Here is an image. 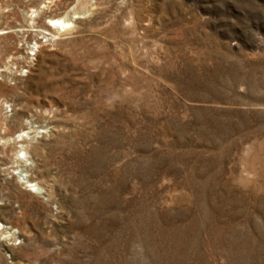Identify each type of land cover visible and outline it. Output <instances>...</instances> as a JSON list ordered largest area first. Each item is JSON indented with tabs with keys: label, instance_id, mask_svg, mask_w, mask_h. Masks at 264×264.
Here are the masks:
<instances>
[{
	"label": "rangeland",
	"instance_id": "rangeland-1",
	"mask_svg": "<svg viewBox=\"0 0 264 264\" xmlns=\"http://www.w3.org/2000/svg\"><path fill=\"white\" fill-rule=\"evenodd\" d=\"M0 264H264V0H0Z\"/></svg>",
	"mask_w": 264,
	"mask_h": 264
},
{
	"label": "bare ground",
	"instance_id": "bare-ground-1",
	"mask_svg": "<svg viewBox=\"0 0 264 264\" xmlns=\"http://www.w3.org/2000/svg\"><path fill=\"white\" fill-rule=\"evenodd\" d=\"M48 26L51 27L53 30L57 31L58 33H66L69 32L72 28L71 22L66 19L65 17H57L49 19ZM32 132H23L17 136V139H20V142H25L24 138H29L28 135ZM27 167V166H25ZM26 172L36 174L33 172V169L30 167L26 168ZM28 188L29 191H33V188L36 186L33 183L28 181Z\"/></svg>",
	"mask_w": 264,
	"mask_h": 264
}]
</instances>
